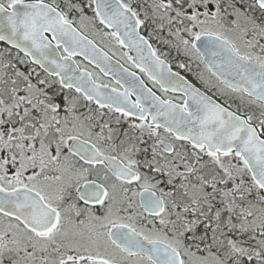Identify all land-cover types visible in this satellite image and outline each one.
<instances>
[{
    "label": "snow or ice",
    "instance_id": "1",
    "mask_svg": "<svg viewBox=\"0 0 264 264\" xmlns=\"http://www.w3.org/2000/svg\"><path fill=\"white\" fill-rule=\"evenodd\" d=\"M0 264H264V0H0Z\"/></svg>",
    "mask_w": 264,
    "mask_h": 264
}]
</instances>
